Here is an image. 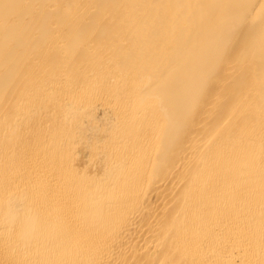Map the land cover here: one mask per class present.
<instances>
[{"label":"bare ground","instance_id":"1","mask_svg":"<svg viewBox=\"0 0 264 264\" xmlns=\"http://www.w3.org/2000/svg\"><path fill=\"white\" fill-rule=\"evenodd\" d=\"M0 264H264V0H0Z\"/></svg>","mask_w":264,"mask_h":264}]
</instances>
